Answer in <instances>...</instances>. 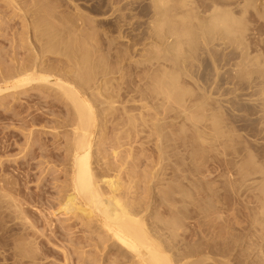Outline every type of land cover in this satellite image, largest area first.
<instances>
[{"label":"bare ground","instance_id":"bare-ground-1","mask_svg":"<svg viewBox=\"0 0 264 264\" xmlns=\"http://www.w3.org/2000/svg\"><path fill=\"white\" fill-rule=\"evenodd\" d=\"M79 1L0 0V13L8 7L18 19L0 34V109L32 128L21 131L20 155L7 157L8 137L0 142L9 158H0V264H264V142L242 136L231 115L245 106L256 120L243 126L264 140V0H151L154 45L137 64L148 83L126 88L140 93V108L114 85L119 61L133 52L99 38L108 23L97 14L115 1ZM173 109L188 129L169 130L163 117ZM46 120L49 131L33 130ZM180 135L183 148L223 149L219 187L185 173ZM144 139L153 143L149 163ZM37 159L35 191L27 184ZM222 190L250 210L252 255L242 256L244 236L220 222Z\"/></svg>","mask_w":264,"mask_h":264},{"label":"rangeland","instance_id":"rangeland-1","mask_svg":"<svg viewBox=\"0 0 264 264\" xmlns=\"http://www.w3.org/2000/svg\"><path fill=\"white\" fill-rule=\"evenodd\" d=\"M95 1V0H94ZM104 1H107V0H96L95 2H98L97 4H102ZM115 1V2H114ZM80 2V4L81 5H83L84 7L85 6H87V5H89V3L86 1V0H80L79 1ZM113 6H118V7H115L114 9H113V11H112V8H113V6H110V8H109V6H108V8H109V10L108 9H106L107 8V6H106V8H103V9H101V12L104 14L105 13V15H103V14H100V13H96L97 14V17H98V19L97 20H99V22L101 21H103V23H108V27H103V28H101L100 30V35H99V38L101 37V39H110V41H111V46H112V48H113V51H115L116 49H123V47L125 46V48L124 49H129L128 51H131V54H132V52H133V56H135L134 57V59H132L131 60V58H125V59H122L121 61H119V65H120V67L122 68V70H121V72L120 73H122V74H118L117 76H116V78H115V86H117V84H118V86L121 84V86L123 87V88H130V87H136V86H138V85H141V86H145L146 85V83H148V81H146V83H143V81L146 79L145 77V79H143V81H142V75H145L144 74V71L142 70L143 68V64H141V71H143V72H141L140 71V67L138 66L139 64H138V60L140 61H142L143 59H144V57H143V55H145L144 53H146L147 51H149L148 49H150V48H152L153 47V45H154V43L151 41V39H146V37L148 38V32H150V19L152 18V15H148V13H149V8H147V7H151V0H113ZM119 2L121 3V5H119ZM90 3H92V2H90ZM116 3H118V4H116ZM119 8V9H118ZM121 8V9H120ZM145 8H147L148 9V11L146 12V11H144V9ZM116 9H118V10H116ZM121 10H123V12L121 11ZM132 10V11H131ZM135 10V11H134ZM2 11H3V13L1 12L0 14H1V16H0V20H2V23H1V21H0V34H3L4 32L6 33V29L8 28V26H7V23L8 24H10V25H13L15 22H17L18 23V19L16 20V18H14V20H10L9 18H13V12L9 9L8 10V7H3V9H2ZM5 11V12H4ZM105 11V12H104ZM109 11V12H108ZM111 11V12H110ZM106 12L108 13V14H106ZM117 12V13H116ZM129 12H131V13H129ZM134 12H136V13H134ZM145 12V13H144ZM10 13V14H9ZM114 13V14H113ZM126 13V14H125ZM112 14V15H111ZM121 14V15H120ZM103 15V16H102ZM107 15V16H106ZM110 15V16H109ZM125 15V16H124ZM138 17H137V16ZM139 15H140V17H139ZM144 15V16H143ZM10 16H12V17H10ZM102 17V19H101V17ZM121 16H123V17H121ZM134 16V17H133ZM135 16L137 17V18H140V19H134L135 18ZM8 17V18H7ZM95 17H96V15H95ZM96 17V18H97ZM104 17V18H103ZM105 17H107V18H105ZM111 17V18H110ZM117 18H119V19H117ZM9 19V20H8ZM118 20H119V22H118ZM148 20H150V21H148ZM123 22V23H122ZM129 22V23H128ZM120 24V25H119ZM129 24V25H128ZM131 24V25H130ZM124 27H123V26ZM143 25V26H142ZM2 26H3V28H2ZM109 26H110V28H109ZM126 26V27H125ZM16 28H18L17 26H16ZM108 28H109V32L107 31L108 30ZM106 29V30H105ZM2 30V31H1ZM104 30V31H103ZM147 30V31H146ZM107 31V32H106ZM119 31H121V33H119ZM2 32V33H1ZM106 32V33H105ZM119 34V36H118V34ZM140 32V33H139ZM102 34V35H101ZM105 34V35H104ZM107 34H109V35H107ZM120 34H121V36H120ZM148 35V36H147ZM104 36V37H103ZM108 36V37H107ZM127 36V37H126ZM117 37H119V38H117ZM145 37V38H144ZM9 38V37H8ZM5 40V38L3 37V38H1L0 37V40ZM114 39V40H113ZM145 39H146V42H144L143 44H142V42L143 41H145ZM3 40V41H4ZM134 40V41H133ZM148 40V41H147ZM150 40V41H149ZM7 42V41H6ZM6 42L4 41V45L6 44ZM117 42V43H116ZM150 42V43H149ZM113 43H115V44H113ZM127 43V44H126ZM114 45V46H113ZM122 45V46H121ZM152 45V46H151ZM136 50V51H135ZM145 50V51H144ZM129 54V56H130V53H128ZM143 54V55H142ZM147 54V53H146ZM138 64V65H137ZM124 67V68H123ZM139 68V69H138ZM137 69V70H136ZM156 69V68H155ZM154 69V70H155ZM153 70V68H152V73H153V75H154V71ZM141 72V74H140V72ZM150 71V70H149ZM151 71L149 72V74H147V76H150L152 73H151ZM139 73V74H138ZM127 74H128V76H127ZM140 75H141V77H140ZM126 76V77H125ZM133 76V77H132ZM146 76V75H145ZM120 77V78H119ZM125 77V78H124ZM138 77H140V78H138ZM151 77V76H150ZM150 77H147V80H149L150 81ZM124 78V79H123ZM132 78V79H131ZM149 78V79H148ZM122 79V80H121ZM189 79V78H188ZM187 78H185V80L184 81H189ZM141 80V81H140ZM116 81H118V83L116 82ZM122 82H124V84L122 83ZM139 82H141V83H139ZM128 83V84H127ZM143 83V84H142ZM185 83H187V82H185ZM145 84V85H144ZM149 84H150V82H149ZM129 85H131V86H129ZM133 85V86H132ZM120 86V87H121ZM243 91H239L238 92V94L241 96V95H246V97L247 98H249V96H247V95H249V93H248V91H247V93H246V91H244V93H242ZM123 94H124V96H126V94H127V96L126 97H129L130 95H131V97H129V98H133V96H134V93H136V92H134V93H128V89H126V91L124 90V92H122ZM130 94V95H129ZM136 94H138V92L136 93ZM129 95V96H128ZM138 95H140V93L138 94ZM138 95H135L134 97H136V98H134L136 101H138L140 98H139V96ZM243 96H242V98H243ZM245 97V98H246ZM25 97L24 96H22V99H21V103H26V101H24L25 99H24ZM139 98V99H138ZM229 98H231V97H229ZM246 98V99H247ZM239 99V98H238ZM245 99V100H246ZM23 101V102H22ZM243 102H244V104L246 103L244 100H243ZM13 104H12V106L15 104V101H13L12 102ZM137 103H138V105H137ZM136 105L135 106H137V108H140L139 106H141L142 104L138 101V102H136L135 103ZM224 105H228L227 103L226 104H224ZM10 106V105H9ZM236 108H237V110L234 112V114L233 113H231V115L232 116H236L237 118H238V122L236 123V125H237V127L239 128V131H240V134H242V136H245V138H247V140H250V142L251 143H254V141H258V142H256L257 144H255V145H258V143H260V141H262V142H264V140H262V137L260 138V136H255L256 135V133H257V131L255 132V130H252V131H248V128H247V126H243L244 125V122L242 123L241 122V120H243V119H245L246 120V118H247V121L249 120V121H251V119H255L256 120V118L255 117H251L250 115H249V113H247L246 112V114H248V115H246L245 114V112H243V111H245V106H241V105H237L236 106ZM8 110H10L9 108H4V109H0V142L2 141V139L4 138V140H6V143H7V146L8 147H10L9 148V150H8V154L6 153V155H8L7 157H9L10 155H11V157L12 156H16V155H20L19 154V152H20V148L21 147H19V146H22L23 144H24V142H25V140H24V136L22 135V129L23 130H25V128L27 129V130H25V132H24V134H27V131H28V128H29V130L30 129H32L31 127H22V126H18V123H17V117H14L15 115H14V111H12V110H10V111H8ZM173 110H174V113H172L173 112ZM172 111H170V112H168V114H165L164 115V123H167L166 125L168 126V127H170V129L169 130H174V131H176V132H178L181 128H180V126H182V128H183V125H186L185 126V128H187L188 129V127L190 126H188V123L189 122H185V120L184 119H182V118H184L183 116H181L182 118H180V114L178 113V111H177V113H175L176 111H175V109H173ZM8 111V112H7ZM17 111H19V110H17ZM170 113H172V114H170ZM238 113V114H237ZM174 114H177V115H174ZM179 114V115H178ZM171 115V116H170ZM243 115V116H242ZM166 116V117H165ZM178 116H179V118H178ZM47 118H52V117H48V116H46ZM159 117V116H158ZM229 116H227V118H228ZM246 117V118H245ZM175 118H177V119H175ZM230 118V117H229ZM179 119V120H178ZM16 121V123H14L15 121ZM177 120V121H176ZM8 121V122H7ZM166 121V122H165ZM183 121L185 122L184 124H183ZM46 122V123H45ZM241 123V124H240ZM182 124V125H181ZM7 125V126H6ZM39 125H40V127H39ZM44 125V126H43ZM53 124H51V123H48V120H46V121H44V122H42V123H39V124H37V125H34V126H37V128H35L34 126H33V130H45V131H47L48 130V128H50L51 126H52ZM180 125V126H179ZM12 126V127H11ZM17 126V127H16ZM47 127V130L45 129L46 127ZM15 127V128H14ZM21 129H20V128ZM42 127H44V128H42ZM241 127V128H240ZM7 130V131H6ZM19 130V131H18ZM4 131V132H3ZM49 131V130H48ZM242 132V133H241ZM249 132V133H248ZM253 132H254V134H253ZM189 135H190V132H187ZM187 133H186V135H187ZM245 133V134H244ZM238 134H239V132H238ZM239 134V135H240ZM247 134V135H246ZM249 134V135H248ZM258 134V133H257ZM8 137V138H6V137ZM49 137L48 138H46V140H44V142H46L47 143V145L49 144L50 145V147H52L51 145L53 144V142H55V140H52L51 138V136L50 135H48ZM3 137V138H2ZM180 139H178L177 141L178 142H176L177 144L176 145H178V146H176V147H178L177 148V151L179 150V152H184V151H188L189 153H190V155L189 154H185V152L183 153V154H185L184 155V157L182 158V154H179L178 155V158L180 157V159H187L185 162H186V164H188V165H186V167H183V169L184 168H186L185 169V173H191V175L190 174H188V176H190V177H194V178H198V176H199V179H201L202 181H209V182H215L217 185H218V187H219V185H220V183L222 182V180H223V174H222V172L224 173V171L226 170L227 172H228V170H227V167H226V169H224L225 167H224V165H225V163H223V158H221L222 157V155L220 154L221 153V151L223 150H221V147H216V148H214V150H210L209 151V149H210V147H209V145L207 144H202V147H204V152H203V150H202V147L201 148H199V146L196 148V146L195 147H192V145H190V144H188V146H189V150L187 149L188 148V146L186 147V145H184V148H183V145H181V144H184V143H181L182 141H181V139H182V135H180V136H178ZM177 137V138H178ZM249 137V138H248ZM252 137V138H251ZM254 137V138H253ZM257 137H258V139H257ZM6 138V139H5ZM14 138V139H13ZM256 139V140H255ZM254 140V141H253ZM144 141H145V147H147L146 148V152H144V154H142L143 156H142V158H145L146 160H147V158H149V160H145V159H143V162L144 163H149V161L151 160L150 159V157L149 156H151L152 155V153L151 152H153V149H151V148H153V146L151 147V144L153 145V143L152 142H150V141H152V139L149 141V140H147L146 141V139H144ZM15 142H17L18 143V145H17V143H15ZM147 142V143H146ZM261 142V143H262ZM11 143V144H10ZM52 143V144H51ZM158 143H159V141H158ZM17 146H16V145ZM148 144V145H147ZM200 146H201V144H199ZM238 146V145H237ZM150 147V148H149ZM192 147V148H191ZM239 148L240 147H242V145H239L238 146ZM238 147H234V149H238ZM182 148V149H181ZM194 148V149H193ZM150 149V150H149ZM152 150V151H151ZM181 150V151H180ZM183 150V151H182ZM208 150V151H207ZM220 152H219V151ZM148 151V152H147ZM15 152V153H14ZM187 152V153H188ZM10 153H12V154H10ZM21 153V152H20ZM150 153V154H149ZM200 153V154H199ZM159 154V153H158ZM0 155H1V159L2 160H4L3 159V157L5 156V158L6 159H9V158H7L6 157V155L5 154H3L2 152H1V150H0ZM221 155V156H220ZM3 156V157H2ZM10 157V160H13L12 158ZM19 157V158H18ZM18 157H16L17 159H18V161L19 162H23L24 161V159H23V157H24V154H23V157H22V155L21 156H18ZM159 157V156H158ZM15 158V157H14ZM174 157H171L170 159H168V160H165L164 162L166 163L167 162V165L169 166V168H167V167H165V168H167L166 170H167V172H166V170L165 171H163V173L164 172H166L165 174H170L171 173V168H170V166L173 164L174 165V162H176V159L177 158H174ZM189 158V159H188ZM191 158V159H190ZM172 159V160H171ZM41 161V159H37V162H36V160L35 161H33V163H34V165H35V168L34 169H32V171H31V174H32V176H31V180L32 181H30L27 185L32 189V190H35V191H37L36 189H37V185H35V184H37L38 183V185L41 183V180L39 179V178H41V172H42V167L41 166H39L40 167V170H39V167L37 166L38 164V162H40ZM50 160H51V158H50ZM158 160H159V158H158ZM170 160H171V162H170ZM175 160V161H174ZM194 160V161H193ZM1 161V160H0ZM44 161H46V160H44ZM146 161V162H145ZM173 161V162H172ZM196 161V162H195ZM171 164H170V163ZM182 164H183V162H182V160L180 161ZM179 162V163H180ZM184 162V163H185ZM188 162V163H187ZM191 162V163H190ZM158 163H159V161H158ZM53 164H55V165H53ZM53 164H50V165H48L49 167H56V166H58L56 163H53ZM170 164V165H169ZM159 165V164H158ZM167 165H165V166H167ZM184 165V166H185ZM191 165V166H190ZM196 165H197V167H196ZM189 168H188V167ZM48 167V168H49ZM159 167V166H158ZM188 168V169H187ZM192 168V169H191ZM144 169V168H143ZM142 169V170H143ZM145 169H146V167H145ZM148 169V168H147ZM197 171H196V170ZM186 170H191L190 172H186ZM226 171H225V173H226ZM197 172V173H196ZM225 173H224V175H225ZM58 177H61V175H59ZM222 178V179H221ZM39 179V180H38ZM62 180H60V182H61ZM40 182V183H39ZM34 184V185H33ZM50 187H52V186H50ZM50 189H51V191H52V188H48L47 190H49L50 191ZM55 191V190H54ZM53 191V192H54ZM218 191V190H217ZM222 193L220 194V195H222V197L220 196V198H221V200H223V209H222V211H224V212H222L223 213V218H222V220H220V222L221 223H223V225L225 224V228H227V229H229L228 227H230V225H231V228L229 229L230 230V232H232L235 236H236V234H237V237H239V238H241V235H242V237L243 238H245V240H244V244L243 245H241V246H239L238 247V249L240 250H242V252H241V250H240V253H242V256H244V255H248V254H250L251 253V255H252V249H250L251 247H249V246H251V244H252V239H251V228H250V220H249V218H248V215H249V213L248 212H250V210H249V208H248V210H246L245 208H246V206H240V204H239V202L241 203L243 200L241 199V201H240V196L239 197H237L236 195H227V194H225V195H223V190L221 191ZM225 193V192H224ZM238 204V205H237ZM240 206V207H239ZM162 214H164V210L162 209L161 211H160ZM58 216L57 217H60V216H62L61 214H59V213H56ZM60 215V216H59ZM61 218H64V217H61ZM227 220H228V222H227ZM225 221V222H224ZM215 222V221H214ZM219 221L217 220V222H215L216 224L218 223ZM215 224V225H216ZM236 224V225H235ZM210 225H213L214 226V223L212 222ZM234 225V226H233ZM212 226V227H213ZM228 226V227H227ZM192 227V228H191ZM190 227V229L193 231V227H195V226H191ZM250 228V229H249ZM190 229H189V231H190ZM247 229V230H246ZM211 230V229H210ZM234 230V231H233ZM244 230V231H243ZM213 231V230H212ZM250 231V232H249ZM183 232V231H182ZM244 232L245 234H247L246 236H245V234H242V233ZM189 233V232H188ZM214 234H216V232L214 233ZM240 234V235H239ZM191 235H193V232H191ZM190 234H188V235H186L187 237L189 236H191ZM192 238L193 237H196L195 239H198L197 238V236H191ZM190 239L191 241L190 242H193V240L194 239ZM187 239H189V238H187ZM247 239H249V240H247ZM196 241V240H195ZM246 241V242H245ZM248 241V242H247ZM242 247V248H241ZM90 249V247H87V249H85V250H87V251H89V249ZM247 249H249V250H247ZM247 250V251H246ZM244 251V252H243ZM246 252H247V254H246ZM250 252V253H249ZM244 253V254H243ZM99 256H100V258H101V254H99Z\"/></svg>","mask_w":264,"mask_h":264}]
</instances>
